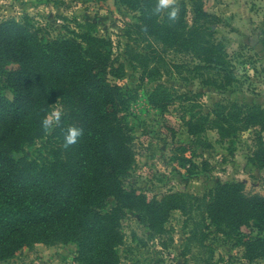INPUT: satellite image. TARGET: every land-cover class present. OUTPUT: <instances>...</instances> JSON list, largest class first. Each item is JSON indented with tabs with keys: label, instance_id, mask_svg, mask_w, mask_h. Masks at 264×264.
<instances>
[{
	"label": "trees",
	"instance_id": "1",
	"mask_svg": "<svg viewBox=\"0 0 264 264\" xmlns=\"http://www.w3.org/2000/svg\"><path fill=\"white\" fill-rule=\"evenodd\" d=\"M121 2L137 11L130 23L136 32L191 54L198 60L193 65L197 72L208 68L220 76H206L204 82L217 87L232 82L234 64L224 42L215 40L211 25L203 22L208 13L199 0L193 1L191 24L184 15L171 21L168 15L153 14L156 0ZM78 27L72 34L45 36L27 14L0 19V264H9L6 259L16 250L35 241L74 242L79 264H124L118 247L127 210H143L145 222L154 227L170 210L185 205L184 192L148 199L124 186L136 160L128 121L133 97L109 77L123 72L115 64L111 39L98 35L90 18ZM261 42L264 46V27ZM147 98L152 107L165 111L175 95L158 83ZM56 101L61 125L45 135L41 120ZM183 119L196 141L215 129L221 140L232 144L243 127H251L247 159L264 168L261 104L217 100L207 112ZM69 125L82 128L83 136L66 149ZM43 137V151L30 156L26 147ZM241 185L218 181L203 196L205 208L214 224L225 225L226 233L244 246L248 260L264 258V236L239 232L242 225L264 228V194H245Z\"/></svg>",
	"mask_w": 264,
	"mask_h": 264
},
{
	"label": "rangeland",
	"instance_id": "2",
	"mask_svg": "<svg viewBox=\"0 0 264 264\" xmlns=\"http://www.w3.org/2000/svg\"><path fill=\"white\" fill-rule=\"evenodd\" d=\"M193 1L176 0L175 4L178 16L184 15L189 24L195 15ZM199 1L208 13L203 22L211 25L215 40L224 42L234 64L232 82L225 87L204 82L206 76H220L213 69H193L198 60L191 54L136 32L130 23L136 20L137 11L121 0H0V19H20L27 14L45 36L72 34L85 18L95 21V32L111 39L115 64L123 67L121 76L109 77L133 97L128 121L136 160L122 181L124 186L144 192L148 199L171 192L185 194L183 208L170 210L154 227L145 222L148 215L143 210L126 211L118 247L124 264H264L261 257L248 260L244 246L226 233L228 228L211 221L203 197L218 181H240L243 193L264 194V168L247 159L253 129L243 127L232 144L221 140L215 129L207 130L203 141H196L183 119L192 112H207L217 100L264 106V0ZM168 11L160 15L166 17ZM158 83L175 95L165 111L152 107L147 98ZM55 108L61 110L58 101L49 111ZM261 134L264 138V130ZM44 142L45 137L35 139L26 147L27 153L33 156L43 151ZM183 145L188 149L182 151ZM239 232L264 236V228L259 231L251 225L240 226ZM76 253L74 242L35 241L20 247L6 262L79 264Z\"/></svg>",
	"mask_w": 264,
	"mask_h": 264
},
{
	"label": "clouds",
	"instance_id": "3",
	"mask_svg": "<svg viewBox=\"0 0 264 264\" xmlns=\"http://www.w3.org/2000/svg\"><path fill=\"white\" fill-rule=\"evenodd\" d=\"M176 0H156L153 14H159L164 10L168 11V18L175 21L178 18V8L175 7ZM62 121V111L59 108L49 111L41 120V129L48 135L54 128L59 127ZM83 136V129L75 125H69L64 132V148L76 145Z\"/></svg>",
	"mask_w": 264,
	"mask_h": 264
}]
</instances>
